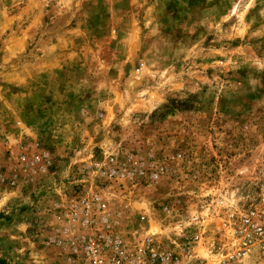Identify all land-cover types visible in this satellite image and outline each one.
Segmentation results:
<instances>
[{
  "label": "rangeland",
  "instance_id": "374dc122",
  "mask_svg": "<svg viewBox=\"0 0 264 264\" xmlns=\"http://www.w3.org/2000/svg\"><path fill=\"white\" fill-rule=\"evenodd\" d=\"M93 155L142 161L113 205L164 241L200 217L190 264H220L243 215L264 226V0H0V264H67L48 241Z\"/></svg>",
  "mask_w": 264,
  "mask_h": 264
},
{
  "label": "built area",
  "instance_id": "2783aa9c",
  "mask_svg": "<svg viewBox=\"0 0 264 264\" xmlns=\"http://www.w3.org/2000/svg\"><path fill=\"white\" fill-rule=\"evenodd\" d=\"M35 160L43 163L41 170L44 173L51 166L47 152L36 155ZM89 160L80 169V179L77 178L72 194L60 203L57 237L48 241L64 251L65 263L190 264L199 258L198 247L204 242V232L198 215L190 218L188 229H182L184 221L182 226H173V231L182 238L168 242L159 237L162 233L147 226L149 217L146 212L135 218L128 209L113 205L115 199L111 197V191L116 186H134L135 177L147 172L139 158L110 156L102 162L93 155ZM149 177L147 181L143 180L144 185L156 183L159 174L152 171ZM162 209L165 215H172L169 205ZM190 229L195 233L183 240L185 232ZM228 235L231 247L226 255L224 249L215 244L207 248L211 256L220 258V264L247 258L255 245L264 250V226L254 213L243 215L228 230Z\"/></svg>",
  "mask_w": 264,
  "mask_h": 264
}]
</instances>
